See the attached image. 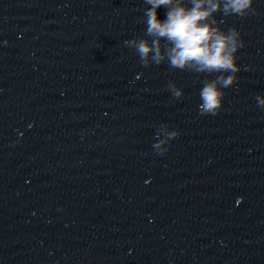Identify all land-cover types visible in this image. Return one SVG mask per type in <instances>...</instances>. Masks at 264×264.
Returning a JSON list of instances; mask_svg holds the SVG:
<instances>
[{
  "label": "clouds",
  "instance_id": "9594fccd",
  "mask_svg": "<svg viewBox=\"0 0 264 264\" xmlns=\"http://www.w3.org/2000/svg\"><path fill=\"white\" fill-rule=\"evenodd\" d=\"M145 3L150 5L145 10V35L151 37V41L139 38L125 43L136 49L145 66L167 60L171 67L181 70L231 73L207 80L201 89V113L216 114L224 96L222 88L236 81L235 74L240 69L235 53L243 44L235 28L228 32L220 29L214 13L244 16L253 0H190L191 7L186 6L184 0H145ZM161 6L167 9L163 21L158 19L157 12ZM170 87L174 96L183 94L175 85ZM257 99L264 106V99Z\"/></svg>",
  "mask_w": 264,
  "mask_h": 264
}]
</instances>
